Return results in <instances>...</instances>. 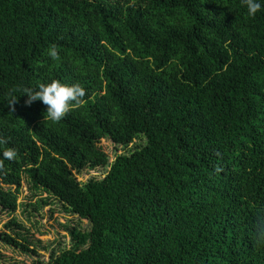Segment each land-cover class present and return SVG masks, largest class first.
<instances>
[{
    "label": "trees",
    "instance_id": "obj_1",
    "mask_svg": "<svg viewBox=\"0 0 264 264\" xmlns=\"http://www.w3.org/2000/svg\"><path fill=\"white\" fill-rule=\"evenodd\" d=\"M52 80L85 90L55 123L23 95ZM0 138L3 210L25 178L89 225L35 264H264V3L0 0Z\"/></svg>",
    "mask_w": 264,
    "mask_h": 264
},
{
    "label": "rangeland",
    "instance_id": "obj_2",
    "mask_svg": "<svg viewBox=\"0 0 264 264\" xmlns=\"http://www.w3.org/2000/svg\"><path fill=\"white\" fill-rule=\"evenodd\" d=\"M143 140L133 143V146H142ZM105 153L109 161L114 154H120L132 149L117 148L106 140H101L98 144ZM106 168L84 169L76 174L77 181L83 185L90 179H101L105 175ZM8 186L0 182V191H7ZM14 191V187L11 188ZM16 204L14 212H8L0 206V234L5 233L14 237L15 226L10 224L12 219L21 223L23 229L20 230L22 236L26 239L25 247L27 250L15 248L0 242V264H35L36 261L46 262L52 251L69 248L71 246L68 227H77L78 229H88L86 220H79L77 216L64 210L62 204L52 198V196L41 190L31 187L25 178L22 180L21 188L16 193ZM10 227H5L6 224ZM23 243V242H22Z\"/></svg>",
    "mask_w": 264,
    "mask_h": 264
},
{
    "label": "clouds",
    "instance_id": "obj_3",
    "mask_svg": "<svg viewBox=\"0 0 264 264\" xmlns=\"http://www.w3.org/2000/svg\"><path fill=\"white\" fill-rule=\"evenodd\" d=\"M264 0H242V4L246 6L247 15L254 16L261 8ZM47 55L55 59L58 56L56 46L51 45L47 49ZM23 95L27 97L25 104H31L33 101H40L46 106L43 114H46L47 120L50 122L60 121L68 112L70 107L81 105L84 100L85 90L79 84L66 85L57 80L48 83H41L35 89H24ZM16 100L13 98L12 103ZM45 119V115H43ZM6 141L0 138V144ZM0 156L8 160H12L16 156L14 149H6ZM264 235V232H262Z\"/></svg>",
    "mask_w": 264,
    "mask_h": 264
}]
</instances>
